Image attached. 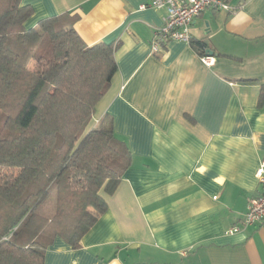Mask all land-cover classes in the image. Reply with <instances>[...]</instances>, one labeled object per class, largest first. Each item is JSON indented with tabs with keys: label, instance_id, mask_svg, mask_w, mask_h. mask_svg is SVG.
Returning a JSON list of instances; mask_svg holds the SVG:
<instances>
[{
	"label": "crops",
	"instance_id": "crops-1",
	"mask_svg": "<svg viewBox=\"0 0 264 264\" xmlns=\"http://www.w3.org/2000/svg\"><path fill=\"white\" fill-rule=\"evenodd\" d=\"M147 2L21 0L27 27L68 13L87 45L114 43L117 70L93 124L111 115L132 156L80 246L56 237L44 264H264V223H242L264 159V0L207 8L189 41L156 52L165 10Z\"/></svg>",
	"mask_w": 264,
	"mask_h": 264
},
{
	"label": "trees",
	"instance_id": "trees-1",
	"mask_svg": "<svg viewBox=\"0 0 264 264\" xmlns=\"http://www.w3.org/2000/svg\"><path fill=\"white\" fill-rule=\"evenodd\" d=\"M32 11L0 0V264H44L56 237L78 248L132 158L111 115L93 124L114 43L87 45L68 13L27 27Z\"/></svg>",
	"mask_w": 264,
	"mask_h": 264
},
{
	"label": "built area",
	"instance_id": "built-area-1",
	"mask_svg": "<svg viewBox=\"0 0 264 264\" xmlns=\"http://www.w3.org/2000/svg\"><path fill=\"white\" fill-rule=\"evenodd\" d=\"M153 7L165 10L163 23L154 32L152 51L159 50L160 42L170 40L189 41L191 39V27L195 18L205 9L229 10L227 0H148L141 8ZM202 61L212 63V58L203 56ZM260 190L257 195L250 198L247 211L243 217L244 225L264 223V159H262L255 171ZM233 227L230 232L237 231Z\"/></svg>",
	"mask_w": 264,
	"mask_h": 264
},
{
	"label": "rangeland",
	"instance_id": "rangeland-1",
	"mask_svg": "<svg viewBox=\"0 0 264 264\" xmlns=\"http://www.w3.org/2000/svg\"><path fill=\"white\" fill-rule=\"evenodd\" d=\"M53 203H54V199L51 197V198L48 199V201L44 205L47 206L49 209H53V207H54Z\"/></svg>",
	"mask_w": 264,
	"mask_h": 264
}]
</instances>
